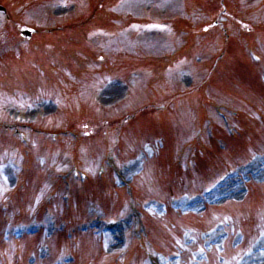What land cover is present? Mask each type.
<instances>
[{"label": "rangeland", "instance_id": "374dc122", "mask_svg": "<svg viewBox=\"0 0 264 264\" xmlns=\"http://www.w3.org/2000/svg\"><path fill=\"white\" fill-rule=\"evenodd\" d=\"M113 1L0 0V3L6 5L7 9H11V12L18 19L23 20L24 26L31 29H40L44 26L43 29L37 32L39 33L38 39L47 38L56 42V46L57 48L59 47L61 53L64 52L67 55L65 52L72 51L74 53L73 49H77L73 47L72 41V39H76V36H71L70 34L67 36L63 35L66 32L60 31L57 28L59 26L58 23L61 21H67L65 23L63 22L64 24L77 22L91 12V8L95 11L99 10L98 14L105 11L104 16L106 18H115L121 12L124 13V16H128L130 13L135 15L133 12L135 6L133 7V4L126 7L127 9L122 8L121 12L110 13L108 10L101 9L105 5H113L116 0ZM138 1L141 7L137 8L136 6V8L142 13V16L138 18H143V20H161L164 22L172 21L171 23L174 24V27L169 35L163 34L157 36V38L138 35L140 39L135 42L134 38L130 34H127V41L125 43L123 39L119 43L104 38H96L85 48H83L82 40L78 41L77 45L83 48V52L80 55L84 58L96 59L100 55L106 57L107 61L105 63L95 65L94 68L98 71H115L120 66L125 68V65L129 61L134 65V63L138 62L131 60V58H134L132 56L134 53L139 55L146 54L149 58L156 57L157 61L161 60L163 54L169 59L178 57L179 59L177 58L178 60H175H177L176 63L181 62L180 65L173 66L171 72L166 68L159 73V77H163L167 81L157 84L159 86L157 91H148V94H145L147 85L140 83L141 86L137 85L136 87L138 89H135V87L133 90L136 92L140 91V93H144L145 95L140 96L138 94L139 98L137 97L136 99L133 95L135 93H132V89L126 92L124 89L113 86L112 89L104 90V81L106 79L92 80L87 83L72 80L73 87L65 79L66 74L61 71L63 70L61 66L64 65L54 60L55 58L50 59L53 80L51 77L44 79V84H47L49 87H43L39 90L33 84L26 83L27 79L28 81L34 80L33 74L31 75L27 71V77L20 78V73H23L25 69L18 70L16 67H13L10 69V75L12 77L7 78L9 76V63L7 64L5 59L0 61V84L7 79L12 86H19L18 90H20L22 84L26 83V88H29L31 91L27 102L20 99L21 96L14 97L12 93H8L3 100L0 99V119L2 121L13 122L16 123L15 125L24 127L25 132L29 135L33 134L30 129L31 127L53 131L54 129L52 128H58L63 131L68 129L72 131L71 134H80L77 140L73 141L74 138L71 136L72 138H66L60 144L50 141H48L49 143L44 142L41 144L35 138L33 139L31 137L29 146L35 149L34 151H37L36 156L33 157L34 161H30L28 169V171L33 172L25 174L21 178V181L22 183L23 181H27L29 176L32 178L40 177V175L43 176L45 183L43 182L42 187H44L43 192L46 194L51 188L47 173H40L41 169L44 170L45 168L55 166L60 171L68 169L71 164L69 151H72L74 154L76 152L78 153L77 160L83 169L89 171L94 170L102 163L104 164L102 154L109 153L107 151L110 144V153H113L115 156L114 161H117V165L118 167L120 166L121 171H117L111 174V176H105V178H108L105 180H108L110 183L112 181V184L108 183L111 189L103 187L105 185L104 180L97 183L96 179L93 178L94 181L90 180L93 183L88 184L84 192L85 195H94L95 198L97 196L102 202L106 199L108 201V208L105 207L106 205L102 206L98 201L90 199L95 202L92 204L89 203V205H92V208L90 207L91 209L89 210L87 201L84 202L82 200L80 204L75 198L76 194H73L71 202L73 200L72 204L74 207L73 210H69L68 205L62 207V203L58 199L59 195L56 193L55 199H58L59 203L57 205L59 207L57 205L55 207L49 205L47 208H54L57 217L60 219L68 218L72 225L73 222L82 219L113 217L123 214L126 218L124 233L130 237L129 247L131 246L125 259L129 258L130 260L131 258V262L134 261L133 255L135 251L139 250V242L133 233V230L136 233L138 227L140 239L146 242L145 244L147 246V250L142 253H137L139 255L137 261L140 263H149L152 260L159 264H264V167L257 165V163L264 160V156L256 157L248 166L256 172V176L251 177L250 193H248L245 185L247 182H244L240 176H235L231 181L219 187L208 201H200L188 209L184 205L177 207L173 204L175 197L183 196L185 198L192 192L200 191L202 185L214 180L227 169L228 166L224 167L218 163L219 161L216 162L220 155L228 153L226 150L220 148V143L223 141V138L227 139V144L233 149L240 145L242 147L240 151L243 149L247 151V148L251 146L250 144L255 142L260 144L264 141V78L260 77L259 79L256 73L245 69L244 71L241 70L231 80L226 76L227 72H224L223 76H217L212 79L217 82L223 78L224 82L230 80V83L225 84V87L229 86L234 88L239 96L231 97L235 94V91L231 89L224 90L229 94H225L223 97H217L219 93L209 86L202 89L207 97L206 101L203 102V113L201 112L204 114V123L207 120H213L219 123V129L217 127L216 129L221 133L219 134L220 140H216L214 143L206 142L207 134L205 132L200 137L197 136L194 140L198 143V147L196 146L197 156L195 163L191 160L195 166H193V172L189 171L190 173H186L185 164L188 161L187 157L192 153V147H190L192 144L190 141V136L192 135L190 122L193 120L189 113L190 111L195 112L194 120L197 115L201 116L198 99L192 98V93L194 92H192V89H189L202 79H206V77L210 81L209 76L211 77L212 75L209 74V66L214 65V59L218 61L224 56L223 53L226 54L221 49L230 50L235 55V61L241 59V56H243L240 55L241 47L243 46L242 42L245 41V31L242 28V23L250 21L256 24V27L264 28V0H172L173 2H163L160 7L153 6L152 8L148 6L150 0ZM197 3L198 5L195 6ZM138 11L136 12L138 13ZM199 11L202 13L197 15L196 13ZM216 14V18L219 19L222 27L220 26L210 32H204L201 25L208 23ZM106 22H110L111 26H114V30L117 29V25L112 23L110 19L106 20ZM2 23L3 20L0 18V27ZM72 25L73 28H83L86 25V21L79 24L73 23L67 25V28ZM97 25L94 24V26ZM63 26L66 27V25ZM41 33L50 36H42ZM19 36L13 34L7 40L9 41L8 47L13 50V57L15 59H20L17 56L18 52H16L17 46L22 47L20 45L21 36ZM2 37L4 36H0V38ZM167 39H170L171 43L163 42V40ZM260 40L259 34L253 33L249 35L247 42L255 41L258 43ZM30 44V41H26L25 48H28ZM4 45V41L0 43L1 52L6 47ZM50 55L53 54L51 53ZM72 55L74 57L76 56L75 54ZM182 55H187L188 59H181L180 57ZM9 59L11 58H7V60ZM70 60V63H73L77 68L82 67L72 57H70ZM20 62L21 60L14 61L13 63H17V65L22 63L24 65L25 63ZM36 62V66L34 62L29 63L28 68L35 74V78H42L44 72H39L38 68L42 69V65L45 66L46 63L43 57L36 59ZM165 62H167V59ZM184 62L193 64V69L182 67L181 65L185 64ZM218 67L217 69L220 71L221 68ZM211 68L212 70L215 69L214 67ZM86 69L88 70L87 74L91 76L89 74L91 68L89 69L88 67ZM229 69L231 70L232 66ZM94 73L96 77L93 79L102 74V72L95 71ZM149 73V71H143V74ZM151 74H153L152 71ZM118 82L121 83L120 78L112 81V83ZM123 84L126 87L132 88L133 85L137 84V80H127ZM123 84L121 83V86L124 87ZM170 85L175 89L173 91H176V93H172V90L171 93L166 92L169 90ZM156 86H154V89ZM8 87L12 88L11 85ZM179 88L183 90L181 91ZM83 89L86 95H82ZM40 91L55 98H43L44 96H42L33 99L35 96L42 94ZM179 91L181 94H177ZM135 95L137 96V94ZM190 97L192 98L191 100ZM122 98L123 100H121ZM15 99L18 100L16 101ZM68 99L72 100H69L67 102L68 106H66L64 102ZM161 99L164 104H167L163 106L165 107L163 109L158 107L161 103L159 100ZM12 100H15V102L10 104ZM183 100H189L190 106L192 102V110L190 107L188 110L186 102L181 103ZM222 104L227 107L239 106L243 112L248 113L245 114L247 120L240 124V127H242L241 131L244 134L239 130L240 133L234 139L227 137L225 126L216 113L217 106ZM66 107L69 110L64 109ZM104 119L107 121L110 120L111 126L108 124L109 127L106 130L107 132H105L107 135L99 137L100 135L97 133L104 131V125L101 124ZM251 119L253 120L252 124ZM204 123L202 128L205 131ZM84 126L89 128L94 127V130L84 132L82 130ZM98 129L100 132H98ZM118 138L121 141L116 145L114 142ZM7 140L10 142L4 144L3 147L9 148L14 143V140H10V138H7ZM74 143L78 145L76 150ZM125 149H129L127 154L131 152L130 155L125 156L126 160L121 158V150L125 151ZM22 150L23 152L26 151L24 145ZM6 152L7 150L5 149L4 155L0 153V202L10 200L11 197H15L14 193H16L17 201L15 203L17 205L13 207L10 204V214L16 217L17 213V217H19L20 212H22V214L24 213L29 216L24 221H31L34 219L31 216L44 208L46 199L40 197L41 192L39 191L38 179L33 184L26 186L23 195L22 190H16L20 169L15 170L14 164L15 162L22 164L23 160L17 158L18 156L13 159L12 155L7 160L9 156H7ZM237 152L240 153L239 151H231L229 154L236 155ZM179 155L184 169L178 163ZM251 156H254V154L249 155V157ZM110 162L113 164V161ZM1 163L3 164L2 166ZM235 165L238 164H231L229 166ZM246 171L248 170H244V172ZM92 174H95V171ZM124 184L133 186L132 194L122 188ZM135 185L140 188L138 193H136L134 188ZM97 189L100 192L96 193ZM231 189L232 193L228 197ZM118 194H120L121 199H119ZM151 196L160 199H154V203L147 210H144L141 203L146 200L145 198L148 199ZM26 198L27 201L25 200ZM158 201H166L167 206L163 209L158 208L156 203ZM229 201L230 203H240L237 205L233 203L230 206H226L225 204H228ZM168 203L169 205L171 203L176 210H169ZM19 205L22 208H19ZM205 205L211 206L210 209H214L210 217L202 215ZM220 205H225L226 207H218ZM79 207L81 211H79ZM232 215L234 217H231ZM1 219L7 222L6 217ZM48 219H46L47 228L57 230L53 226L52 221H57L55 224L57 225L60 219ZM9 222H13V220ZM243 227H245V230ZM91 232L89 231L88 234L94 237ZM239 232H244L245 236L242 238ZM219 233H225L226 236L221 238L213 248L207 249L204 247L203 242L207 238ZM56 235L51 239L41 233L38 239L36 238L33 242H30L34 247H37L39 242L41 253L43 252L41 257L45 261V264L47 262L50 263V260L61 255L63 250L64 252L69 251V249L71 251L76 250L74 247H69L70 239L67 240L66 246H63L61 249H59V243H56L57 248L55 244L51 245L61 239L60 234ZM116 235L118 236V234ZM117 236L108 234L103 235L101 239L98 238L101 241L102 248L110 255L120 254L121 249L123 250V246L119 242V239H117ZM88 239L87 244L91 245L94 249L97 248V252L100 247L98 243H93L95 238L88 237ZM90 239L94 240L92 241ZM14 241L15 238L8 240V246L4 247L6 250L0 253V261H4L3 257L7 252V258L9 260H15V264L19 262V259H16L15 256L20 255L21 251L16 253V248H19L14 246ZM155 243L160 245V247L156 248L161 249H154ZM253 245L256 246L253 250L255 252L251 251ZM9 246L12 247L9 248ZM133 247H135L134 250L132 249ZM200 252H206V254L201 258L198 255L197 258L195 254ZM37 254L39 256L40 252L37 251ZM45 254L47 255L46 257ZM169 254H181V258L177 261H170L168 259ZM42 259L39 261L42 262Z\"/></svg>", "mask_w": 264, "mask_h": 264}, {"label": "trees", "instance_id": "16d2710c", "mask_svg": "<svg viewBox=\"0 0 264 264\" xmlns=\"http://www.w3.org/2000/svg\"><path fill=\"white\" fill-rule=\"evenodd\" d=\"M198 90L200 91V87L198 88Z\"/></svg>", "mask_w": 264, "mask_h": 264}, {"label": "bare ground", "instance_id": "6f19581e", "mask_svg": "<svg viewBox=\"0 0 264 264\" xmlns=\"http://www.w3.org/2000/svg\"><path fill=\"white\" fill-rule=\"evenodd\" d=\"M236 137H237V135H236Z\"/></svg>", "mask_w": 264, "mask_h": 264}]
</instances>
